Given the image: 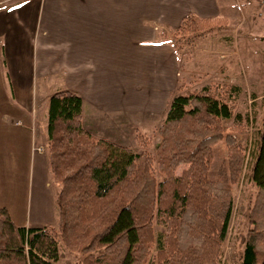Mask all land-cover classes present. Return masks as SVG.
<instances>
[{
    "label": "trees",
    "instance_id": "obj_1",
    "mask_svg": "<svg viewBox=\"0 0 264 264\" xmlns=\"http://www.w3.org/2000/svg\"><path fill=\"white\" fill-rule=\"evenodd\" d=\"M226 23L189 14L170 40L177 49L191 48ZM184 87L170 98L158 128L136 135L140 151L89 132L80 94L53 93L46 149L59 187L58 221L18 225L0 207V264H60L64 250L74 264H222L232 189L249 165L255 195L237 258L264 264V113L249 150L236 136L247 132L237 110L240 85ZM228 119L235 120L229 128ZM155 136L160 140L151 150ZM221 144L226 154L214 169Z\"/></svg>",
    "mask_w": 264,
    "mask_h": 264
},
{
    "label": "crops",
    "instance_id": "obj_2",
    "mask_svg": "<svg viewBox=\"0 0 264 264\" xmlns=\"http://www.w3.org/2000/svg\"><path fill=\"white\" fill-rule=\"evenodd\" d=\"M256 1L0 0V207L18 225H46L28 222L30 212L46 208L21 181L8 183V173L30 179L33 172L35 182L48 173L47 155L36 147L46 145L53 93L80 94L84 127L125 145L119 124L111 125L117 136L108 129V112L127 115L140 131L157 127L180 85L182 50L170 31L189 14L228 25L238 15L247 24L259 22L264 9L256 13ZM49 211L47 224L54 225L58 216L55 222Z\"/></svg>",
    "mask_w": 264,
    "mask_h": 264
},
{
    "label": "rangeland",
    "instance_id": "obj_3",
    "mask_svg": "<svg viewBox=\"0 0 264 264\" xmlns=\"http://www.w3.org/2000/svg\"><path fill=\"white\" fill-rule=\"evenodd\" d=\"M256 4H258L257 7H260L257 8L256 13L264 9V0H257ZM261 16L259 22L256 21V23L247 24L243 16L238 15L239 18L231 25L226 23L220 31L207 35L201 41L198 40L197 43H199L197 46L195 45L191 48L186 47L181 49L182 52H180V66L182 71L179 76L181 79L180 84L185 86L184 89L201 88L211 81H230L241 86L242 93L238 100L237 110L244 116L243 122L247 126V132L236 136L249 150L255 144L264 113V11H262ZM255 19L257 20V17ZM121 114L108 112V115H106L107 123L110 125L108 129H111L113 134L117 136L118 133L114 130V126L112 127L111 125L119 124L121 130L120 140L126 146L140 151L136 135L141 132L151 135L158 126H153L154 124L151 123L150 126H142V131H140L134 124H130V119H128L129 117L127 115L123 117ZM234 123L235 120L233 119H228L225 122L228 128L233 126ZM111 136L114 137L113 135ZM159 140L157 136L153 138V144L150 147L151 150L154 149V145ZM36 149L42 154L47 155L46 145L45 147H36ZM225 154L223 144L219 145L214 169H216ZM249 167L245 169L241 181L232 189L234 195V210L224 244L222 264H238V248L241 245L240 240L242 235L246 231L247 216L255 195V186L250 179ZM184 168H186V165H182L178 172L181 173ZM20 181L22 190L29 192L28 195L30 194L31 197L37 194L46 208L41 212L34 211L31 213L29 211L28 222L33 225L36 223H51L52 220L48 221L51 218L49 210L54 212V221L56 222L57 210L55 197L59 187L53 182L49 171L47 174H42L41 178L36 182L33 172H31L30 179L27 175L23 179L21 177L18 179L17 175L8 173V183H12L15 187L20 185ZM39 218L45 219L46 221L35 222ZM74 263V257L68 255L67 251L64 250L60 264Z\"/></svg>",
    "mask_w": 264,
    "mask_h": 264
}]
</instances>
